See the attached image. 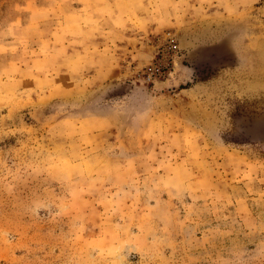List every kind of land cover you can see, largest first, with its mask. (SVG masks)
I'll return each mask as SVG.
<instances>
[{"label": "rangeland", "instance_id": "obj_1", "mask_svg": "<svg viewBox=\"0 0 264 264\" xmlns=\"http://www.w3.org/2000/svg\"><path fill=\"white\" fill-rule=\"evenodd\" d=\"M0 264H264V0H0Z\"/></svg>", "mask_w": 264, "mask_h": 264}]
</instances>
